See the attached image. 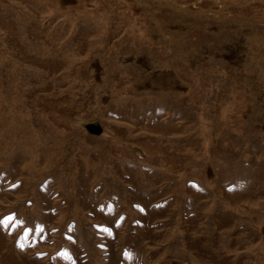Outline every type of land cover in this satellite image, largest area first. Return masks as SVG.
<instances>
[{
    "label": "rangeland",
    "instance_id": "rangeland-1",
    "mask_svg": "<svg viewBox=\"0 0 264 264\" xmlns=\"http://www.w3.org/2000/svg\"><path fill=\"white\" fill-rule=\"evenodd\" d=\"M0 264H264V0H0Z\"/></svg>",
    "mask_w": 264,
    "mask_h": 264
},
{
    "label": "water",
    "instance_id": "water-1",
    "mask_svg": "<svg viewBox=\"0 0 264 264\" xmlns=\"http://www.w3.org/2000/svg\"><path fill=\"white\" fill-rule=\"evenodd\" d=\"M85 131L91 135H99L101 133V128L98 124L89 123L84 126Z\"/></svg>",
    "mask_w": 264,
    "mask_h": 264
},
{
    "label": "bare ground",
    "instance_id": "bare-ground-1",
    "mask_svg": "<svg viewBox=\"0 0 264 264\" xmlns=\"http://www.w3.org/2000/svg\"><path fill=\"white\" fill-rule=\"evenodd\" d=\"M120 24V23H119ZM133 29V28H132ZM135 30V29H134ZM133 36V35H132ZM134 45V44H133Z\"/></svg>",
    "mask_w": 264,
    "mask_h": 264
}]
</instances>
